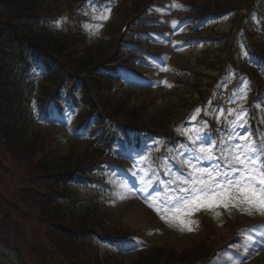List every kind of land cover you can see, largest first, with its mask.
<instances>
[{
  "label": "rangeland",
  "instance_id": "1",
  "mask_svg": "<svg viewBox=\"0 0 264 264\" xmlns=\"http://www.w3.org/2000/svg\"><path fill=\"white\" fill-rule=\"evenodd\" d=\"M186 1L188 0L157 1L164 5L160 16H168L170 22L162 25L166 28L165 31L161 29L163 34L151 33L153 37L144 36L141 43L146 49H152L149 51L151 54L154 51L161 54V58L148 59L145 64L140 63L145 66L147 74L144 75L151 80L150 84H140L138 78L134 77L120 78L121 84L117 87L123 89L117 91L118 98L128 94L130 106L141 108L144 104L151 103L150 112L170 109L176 101V93L180 91H176L180 88L179 82L188 81L191 73L199 67L197 60L202 52L206 51L204 47L213 45L210 49L212 53L221 48L220 41L229 32L233 15L228 13L210 19L209 25L212 26L207 28L206 34L196 32L190 30L189 22L183 21V18L191 13L188 8L184 10L181 3L188 4ZM205 1L196 0L195 4L199 5ZM118 2L119 0H113L109 4L100 5V9H87L82 12L80 21L71 20L68 16L59 17L50 24L49 32L59 36L82 34L88 44L101 45L110 38L111 33L104 31L115 20H122V25L127 24V32L131 33L152 32L156 29V25L136 29L133 23L137 18L126 16L129 9H125L126 14L117 19L114 8ZM65 4L67 0H49L47 6L59 8ZM150 16H153V13H150ZM256 24H259V27ZM260 24L261 20L256 16L253 28L259 29ZM205 25L206 23L199 27ZM123 36L124 34L119 35V42H122ZM236 61L242 67L241 70L230 68L215 84L214 95L209 101L198 106L186 121L183 115L175 118L178 125H174L173 133L179 137H188L191 147L182 149L180 156L175 152L169 155L173 163H166L160 176L154 174V171L158 169L157 165L161 164V160L153 166L156 160L152 154L158 155L162 151L164 144L161 141L145 145L142 156L134 152L133 156L130 154L109 159L112 169H115V164L124 165L135 180L134 183L121 180L123 186L118 191V200H111L102 205L101 209L106 214L105 224L109 229L116 226L123 233L142 237L152 247H169L177 253L192 249L201 238H207L208 245L217 248L219 254L221 251L227 253L230 247L236 246L232 244L235 241L233 239L239 238L243 233L242 239L236 240L239 244L238 249L234 250L235 253L228 252L225 258H216L213 260L214 264H264V154L261 149L256 148L251 128L247 126V117L250 115L248 104H260L249 94L250 78L257 83L259 80L264 82V64L257 66V59L251 56L242 35L237 39ZM249 65L255 69L250 75ZM182 70L187 74H182ZM39 76L44 79L42 70ZM262 105V109L257 111L256 120L263 122L264 127V104ZM75 121L76 113L67 109L62 120L53 118L48 122H30L26 133L29 136L37 134L51 140L49 149L60 156L69 155L71 151L83 153L96 139L77 131ZM223 121L232 127L230 134L223 133L218 128ZM214 129L218 131L220 138L217 144L211 139L214 138ZM261 136L262 133L258 135L259 138ZM4 148V144H1L0 149ZM97 148L95 146V150ZM177 156L182 160L180 162L184 167L182 176L177 168ZM7 171L12 172V176H8L12 177V186L20 183L21 167L12 161H9L8 167L0 163V176L5 177ZM122 175L125 176L123 173ZM22 177V180H25L26 177ZM118 177L117 174H111L107 180ZM154 179H161V182L158 180L156 184H160L152 190L150 182ZM3 186L0 182V195L6 193V196L11 197L10 187L6 189ZM80 195L85 197L81 193ZM133 207L141 208L144 212L145 222L138 227H131L124 221L125 214ZM15 213L18 215L16 208ZM237 225H243V231L230 230L232 238L229 243L226 242L228 235H231L228 233L229 229ZM221 247L223 248L219 249ZM145 250L146 248L125 250L123 264H129ZM17 263L21 264V261L15 250L0 245V264Z\"/></svg>",
  "mask_w": 264,
  "mask_h": 264
},
{
  "label": "trees",
  "instance_id": "2",
  "mask_svg": "<svg viewBox=\"0 0 264 264\" xmlns=\"http://www.w3.org/2000/svg\"><path fill=\"white\" fill-rule=\"evenodd\" d=\"M71 1L74 3L78 0ZM143 1L137 0L133 3L134 9L132 11L135 12L139 7V2ZM253 2L254 0H226L224 4L206 2L197 8L199 11L201 8L206 11V7H213L216 12H224L227 9L236 11L243 7L251 8ZM41 4V0H0V143L2 140L6 145V152L5 154L3 153V155H9L5 156L6 160L13 158L18 163L30 164L33 166L32 169L37 172V176H40L38 178L42 177L41 179L44 178L47 181L52 180L55 185L62 184V182L67 184L70 181L68 176L71 174V168L76 167L83 170L87 168L93 157L89 159L88 154L85 153L78 155L76 160H72L71 154L66 157L54 155V152L46 150L48 141L46 137L27 135L26 124L32 116L30 108L35 87L29 86L28 80H25L26 67L31 66L32 59L43 64L46 63L50 69L54 67L56 72L49 73L52 85L60 77L62 78L61 74L66 72L63 70L69 69L68 73L71 78V75L84 74L87 77L83 79V82L90 83L92 87H88L91 89L101 91L98 100L102 102L103 99L101 97L104 96V90L108 92V87L102 86L109 84V81L108 78L99 76L100 68L104 69V61L109 59V61L114 62L119 58L120 48L114 47L117 28L112 27L107 29V33H111L109 42L104 45L92 46L85 45L80 38H52L46 35L45 31L40 29L38 25L35 31L31 28L34 32L28 30L26 23H34L33 18H35L36 24H38L39 22L36 19L52 17L53 11L57 9L56 6L51 8ZM236 5L239 7H236ZM242 19L243 17H235L233 25L235 26L237 23L241 25ZM22 46L24 47L23 49ZM254 47L256 54L264 57V44L259 43L254 45ZM61 54H63L60 61L61 66L55 65L54 59L60 57ZM223 56L224 53L221 56L219 55L217 59L219 60L217 62L218 65L213 66L215 72L231 60L228 52L225 53L224 58ZM199 63L205 69L211 68L209 65L210 61L205 56L199 60ZM200 72L203 73L204 71ZM61 78L59 79L60 81L62 80ZM203 79H208V77L194 75L189 89L192 92L201 93L202 90L199 84ZM85 89H87L86 85H84L81 94L83 102H87ZM39 90L42 96L37 99L35 105H39L38 111L41 113L42 110L44 113V106L41 104L42 97L51 92L45 88V84H41ZM181 95L185 96L179 98L177 106L172 109L169 115L176 111L179 106L185 108V103L189 101L190 97L189 95L188 97L186 96L187 93H182ZM105 99L106 97L104 98V105L109 102ZM125 101H128L127 97L123 101H115L116 103L110 104L109 106L111 107L107 106L110 115L114 118V114L116 117L114 119L121 117L124 122L136 121L135 119L140 114V108L129 107ZM89 106L91 105L89 104ZM163 117L160 114L154 115L152 120L150 117L148 123L150 126L157 128L163 121ZM25 122L26 124L24 125L23 123ZM38 153L40 156L37 160ZM46 189L49 190L50 186L46 187ZM58 197L59 195H55V199ZM23 200L25 206L31 208L30 205L33 203L29 204V199L26 198ZM46 204L42 205V200H39L36 206L40 207L42 205L41 211L44 215L46 214L41 219L49 225L44 236L48 241V245L56 251L57 256L50 253L48 248H42L41 246H37L34 253L30 252L32 245L25 236L23 238L27 245L24 252L25 264H37L41 259L43 264H120L112 254L101 255L90 247L84 246L85 243L90 242L94 225L90 227L89 224L95 221L94 215L90 216L88 214L85 217L86 214L83 212L66 210L65 207L59 205L52 206L53 209L50 212V202L49 204L46 202ZM60 207L64 209L62 210L63 212H68L67 217L61 214ZM29 221L26 219L25 222ZM63 221H66V223H61ZM41 239L43 244L46 243L43 237ZM39 243L40 240L38 241ZM27 249L30 252L29 254L26 252ZM210 252L206 238H202L195 248L188 252L178 254L165 248H156L139 256L131 264H189L204 260ZM32 255L35 257L34 261H32Z\"/></svg>",
  "mask_w": 264,
  "mask_h": 264
},
{
  "label": "bare ground",
  "instance_id": "3",
  "mask_svg": "<svg viewBox=\"0 0 264 264\" xmlns=\"http://www.w3.org/2000/svg\"><path fill=\"white\" fill-rule=\"evenodd\" d=\"M124 221L129 223L131 227H138L145 222L144 212L141 208L133 207L125 214Z\"/></svg>",
  "mask_w": 264,
  "mask_h": 264
}]
</instances>
